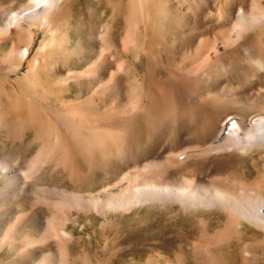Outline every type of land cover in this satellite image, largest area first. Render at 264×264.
Returning a JSON list of instances; mask_svg holds the SVG:
<instances>
[{
    "label": "bare ground",
    "instance_id": "1",
    "mask_svg": "<svg viewBox=\"0 0 264 264\" xmlns=\"http://www.w3.org/2000/svg\"><path fill=\"white\" fill-rule=\"evenodd\" d=\"M114 1L119 42L116 24L105 21L97 30L85 27L70 53L63 49L71 42L65 0H28L2 14L0 43L13 34L21 39L11 41L10 57H1L13 94H2L6 86L0 85V128L21 150L0 159V194L2 200L23 195L1 215L27 195L32 199L0 247L13 243L15 229L29 216L33 222L20 241L26 254L41 255L36 264H101L81 253L77 263L70 256L69 224L78 214L122 216L143 205L175 204L177 213L190 215L185 229L191 235L162 264H264V0ZM162 1L171 42L164 50L159 41L158 49L169 61L152 52L151 41L166 32L161 27L153 35L159 14L166 16L157 10ZM53 46L67 57L52 55ZM122 52L135 58L151 52L148 62L158 67L150 76H135ZM243 52L252 65L239 79L240 65L236 72L233 64ZM70 58L76 67L91 62L67 69ZM40 78H52L53 87H40Z\"/></svg>",
    "mask_w": 264,
    "mask_h": 264
},
{
    "label": "rangeland",
    "instance_id": "2",
    "mask_svg": "<svg viewBox=\"0 0 264 264\" xmlns=\"http://www.w3.org/2000/svg\"><path fill=\"white\" fill-rule=\"evenodd\" d=\"M26 1H28V0H0V22H2L1 24H3V22H4V19L2 18L3 17L2 14L4 15L5 13H7L10 10L18 9ZM65 2H67L65 5L66 6L65 8L67 10L65 9L66 16H65V21H64L65 24L64 25H65V27H67V30L69 33V34L68 33L66 34V38L70 39V41H71L68 44V46L63 47L64 52L66 49H68V50H66L65 53H67V51L70 53V51H72L71 49H73L72 48L73 42L77 41L80 36H82V37L85 36V33H84L86 30L85 27L88 28L89 25H94V27L97 30V29H100L105 23H113L114 26L116 24V26L114 27L115 28L114 31H115V33H117V35L116 34L115 35H116L117 42H119V37L121 35L119 25L121 23L120 22L121 18L117 17L118 6H116V3L114 0H67V1L65 0ZM110 3L112 5V8H111ZM163 3H164V1H162L161 4L162 5L165 4V6L163 7L160 4V6H158V8L161 6L162 7L159 9L157 8V10L163 9L162 10L163 15L164 14L166 15L163 17L166 18L168 16L167 14H169V11L166 9L167 8L166 3H164V4ZM164 9L166 10L165 12L167 14L164 12ZM161 10H160V12H162ZM112 11L114 13H112ZM160 12H158V13H160ZM115 13H117V15ZM159 15L161 17L156 16L155 19L157 21L154 19L153 24L151 23L152 28L155 25V23L158 22V18L160 19L158 24H160L162 22V20H163V23L164 22L165 23L164 24L162 23L163 25L160 24V26L158 24H156V26L154 28L156 30V33H155L154 29H153L154 32L150 29L149 33L151 32V35H150L149 39L154 40V38H153L154 36L152 37V32L155 33L153 35H156L158 33V30H159V32L162 31L161 29L165 30L166 32L162 31V32H160V34L156 35L157 39L160 38L159 40L156 41V38H155V41H153V42L151 41V43H154V42L159 43V41L160 42L163 41L164 46H162V45L161 46L164 49L166 47L168 48L169 44L171 42V34H169V32L167 30L168 26H170L169 23H171V22L168 23L167 20L171 21V20H169L171 18L168 17V19L166 18V20H164L165 18L161 19L162 13H160ZM169 16H171V15H169ZM112 17H114V18L116 17V18L114 19ZM110 19H112V20H110ZM167 23H168V25H167ZM1 24H0V26H1ZM164 25H167V26H165L166 29L164 28ZM156 27H158L159 29H157ZM161 27H163V28H161ZM161 33H162V35H161ZM165 33H167V34H165ZM163 35H165V36H163ZM160 36H163V37H160ZM13 37H14V39L11 36L8 40L6 39V42L4 41V42L0 43V59L2 56H3V59L7 58L8 56L10 57V55H8L7 57H5V56L7 55L6 53L8 52V50L11 46L12 40L21 39L20 36L18 38V36L14 35V34H13ZM39 38H41V33H40V36L35 38V41L38 42ZM250 40H253V38H250ZM155 43L153 44V46H154V48H157V49H155V51H154L153 50L154 48L152 47V50H153L152 52L153 53L154 52L160 53L161 51L158 48H162V47L161 46L159 47L160 43L158 45L157 44L155 45ZM165 45H167V46H165ZM59 47L60 46H58V47L53 46L52 48L54 50H51L52 49L51 47L49 50L52 51V55L55 54L56 57L58 56V58H61L62 56H65L66 54L63 52V49L61 47L60 48ZM56 49H57V51H56ZM59 50L62 51V53L64 55L56 53V52H59ZM164 50L162 51V53L163 52L165 53ZM54 51H56V52H54ZM1 52H3V53L1 54ZM59 53H61V52H59ZM153 53L151 54V52H150V53H148V55H146V53H145L141 57L135 58L131 54H126V53L122 52L121 53L122 57L120 58V56H118V58H120V59L130 58V59H128V61L131 62V67L133 69L135 76L142 75V72L145 74H149V76H150V74H152L154 72V69H156L158 67V65L154 64L152 62V60H150L151 63L148 62V59L152 58L150 56L151 55L153 56ZM155 53H154V56L157 55ZM162 53H160L159 55H161V56L164 55V53L163 54ZM149 54H151V55L149 56ZM243 54L238 56L234 61V63L236 62V64H233V67H235L236 72H237V69L239 67L238 65H240L239 70H238L239 73L237 75V78H239V79L242 76L243 77L248 76L247 75L248 72H246L245 70L248 69L247 71H249L250 70L249 68L252 65L247 60L248 58L246 57V53L243 52ZM59 55H62V56H59ZM148 56H149V58H148ZM65 57H67V56H65ZM162 57L165 59L164 56H162ZM167 57L168 56H166V59H168ZM244 58H246V59H244ZM3 59H1L0 62ZM88 59L82 60L81 63L78 64V66L76 67L74 64L75 59L70 58V60L72 62L69 60L66 67H67V69H81V68L85 67L88 63L91 62V61L88 62L89 61ZM90 60H92V58H90ZM169 60H172V59H168L167 61H169ZM241 60H243V61L245 60L244 62H246V63H244ZM86 61H87V63H86ZM239 61H241V62H243V64L247 65L248 68H247V66L239 64V63H241ZM137 62H138V64H137ZM146 63L148 65L150 64V66H149L150 68H153L154 66H156V67L151 70L150 68L147 67ZM145 64H146V66H145ZM46 65L47 64L41 66L40 69L42 70L43 69L42 67H45L44 68L45 71L48 70L47 69L48 67ZM134 65H136V66H134ZM241 66H242V68H241ZM146 67H147V69H146ZM243 67L245 68V70ZM241 70H243V71H241ZM147 71L149 73H147ZM244 71H245V74L243 73ZM43 72H44V70H43ZM136 73L137 74L139 73V74L137 75ZM0 74L2 75V76H0V83L3 82V80H4V82H3L4 85H2V84H0V85L3 88H4V86L9 87L10 86L9 80L12 77V75H11V73L4 74V70L1 68V64H0ZM157 78H159V77H157ZM50 80H52V81H50ZM8 81H9V84L7 83ZM45 82H47L48 84ZM50 82H51V85H50ZM158 82L159 81H155V85ZM52 83H53L52 78L51 79L46 78V80H45V78L43 80H42V78H40V87H42V86L47 87L46 85H49L48 87H53ZM72 84H73L72 86H74V87H77V86L78 87H86L83 82H76V81L73 82L72 81ZM1 86H0V88H1ZM95 86H96V84H93L90 87H95ZM6 87L4 89H6L7 93L5 94L4 93L5 91L3 89V90H1L2 92L4 91L2 94L8 95L10 97L11 95H9V94H11V93L13 94V90H12V88H10L11 86L9 87L10 90L7 89ZM64 87H68V86H64ZM86 93H84L83 95H85ZM6 97L3 98V99H5V101L7 99ZM3 99H2V102L4 104L5 101ZM7 103H8V99H7L6 103L4 104L6 107H7ZM8 114H10V115H8ZM13 116L15 117V114L13 112H10V111L7 112V118L9 117L8 119H12V120L15 119ZM12 135H9L3 128H0V159H2V157L5 156L6 152L11 151V153L14 154V152H18L21 150L19 148V144L15 142L16 141L15 136H12ZM31 153H32V150L28 153V156ZM242 168H244V166H242ZM255 173L256 172L253 170L249 174L252 176ZM40 183L43 184V182H41V181H40ZM47 183L49 186H52V184H53L50 181H48ZM41 184H40V186H42ZM69 187L71 188V186L68 185L67 188L70 189ZM36 191H37V188H36ZM34 194H35V192H34ZM1 195L2 194H0V209L2 207H7L8 205L14 206L15 204H17V202L21 200L23 193L17 194V195L15 194L14 196L10 197L7 200H2ZM24 196H25V194H24ZM26 197H27L26 201L21 203L19 205V207H18V205H17V207H13L10 210V212H8L4 215H1V212H0V243H1L2 238L5 237L4 233H5V235H7V233L9 232V228L12 227V224H10V223H13L21 213L28 211L29 206H30L29 202L32 199V195L31 196L27 195ZM28 199H30V200L28 201ZM160 205L161 204L143 205L142 207H140L138 209L135 208L130 213H124V215L122 214V216H120L121 214L117 213V215H116V213H112V212H111V215H109V212L102 214V215H97L96 213H93V214L92 213H87V214L80 213V214H78L77 215V219H78L77 222H74V224L73 223L69 224L70 227H72V228L74 227L73 228V235L74 236L72 235V240L73 239L74 240L73 241L70 240L69 241L70 244L68 243L69 248H70L69 253L71 251L70 256L75 255V257L74 256H72V257L75 258V262L77 263L79 261V258L82 257L80 255V253H81L82 255L87 256L91 260L92 263H96L99 261L101 262L102 260L105 261V262L102 261L101 264H151V263L152 264H162L166 258L172 259L174 252L177 250V248H179L178 247L179 243L182 242L181 239H183L185 237L186 238L190 237V235H191L190 229H185V228L186 227L190 228L189 226H191L192 223L189 220V218H190L189 214L183 215V214L177 213V208H176L175 204H171L170 207H169V205H165V206L164 205L160 206ZM156 212H157V214H156ZM117 217H120V218H117ZM89 219H90V221H88ZM31 222H33V219H31V217L27 216L24 220V223L19 225L18 228L15 229V231H14L13 243H14V241H15V243L14 244L9 243V245L7 243L4 246L0 247V264H36L37 263V261L41 255H38L36 253L26 254L27 252H26V250L23 249L22 243L20 241L22 234L26 231L27 227H30L29 225L31 224ZM38 227L36 228V230L33 229L31 231L30 235L32 237H36L42 232V227H44V221H43V223L40 222L38 224ZM156 227H158V229ZM75 228H77V229H75ZM77 235H79V236H77ZM184 235H185V237H184ZM163 236H165V237H163ZM129 237H131V239ZM76 238H78L79 240ZM118 238H119V240H118ZM12 245H13V247H12ZM20 245H21V248H19ZM20 249H22V250H20ZM52 249H53V247H51L50 250H52ZM54 250L57 252V250L55 248H54ZM55 251H53V252H55ZM119 252H121V253H119ZM172 252H173V254H172ZM159 253H161V255H163V256L160 257ZM29 256H30V258H29ZM154 256H156V257H154ZM94 258L95 259L99 258L100 260L99 259L95 260Z\"/></svg>",
    "mask_w": 264,
    "mask_h": 264
}]
</instances>
